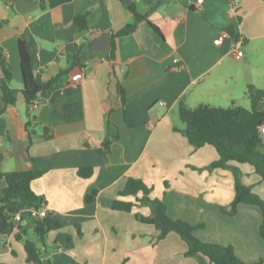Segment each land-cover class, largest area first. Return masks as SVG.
Returning a JSON list of instances; mask_svg holds the SVG:
<instances>
[{"label":"crops","instance_id":"0c3cea01","mask_svg":"<svg viewBox=\"0 0 264 264\" xmlns=\"http://www.w3.org/2000/svg\"><path fill=\"white\" fill-rule=\"evenodd\" d=\"M197 1L0 0V53L18 92L16 104L7 105L0 88V173L45 171L32 189L63 226L44 244L29 218L22 228L0 231V264H28L26 240L53 264H200L186 256L177 233L157 242L155 227L137 219L151 209L120 197L130 178L152 188L150 198L163 200L173 220L202 225L195 232L201 241L232 246L245 263L264 262L260 210L241 204L230 215L233 172L204 170L220 159L218 151L211 145L195 150L180 132L182 104L251 109V86L260 91L257 109L264 112V0H203L201 10ZM131 9L144 19L137 23ZM79 16H87V29L75 24ZM135 24L131 34L116 36ZM223 31L230 37L215 44ZM104 35L110 50L90 51ZM18 37L32 57L36 83L52 82L34 111L21 94ZM79 72L83 79L73 82ZM229 164L264 200V181L253 167ZM83 168H92L91 177L79 175ZM5 187L0 180V192ZM115 200L136 205L115 211Z\"/></svg>","mask_w":264,"mask_h":264},{"label":"trees","instance_id":"16d2710c","mask_svg":"<svg viewBox=\"0 0 264 264\" xmlns=\"http://www.w3.org/2000/svg\"><path fill=\"white\" fill-rule=\"evenodd\" d=\"M137 23L144 19L134 9ZM87 16H79L75 24L81 29H87ZM135 25H128L116 34L117 37L127 36L134 32ZM235 39L234 31L230 30ZM17 49L20 57L21 72L24 80V87L21 91L23 98L29 107L38 102L41 104L48 96L52 82L38 85L34 78L32 57L27 49L26 42L17 38ZM0 65L4 72V78L0 80V88L3 99L7 105H15L18 100V92L10 87L13 80L12 73L3 61L0 53ZM120 96L125 103V91L120 88ZM247 96L251 101V109L244 107H212L201 104L195 109H189L184 104L180 106V118L184 129L180 132L188 139L191 146L201 149L206 145L216 148L220 159L204 170L214 171L216 169H229L235 177L236 196L231 205L229 214L234 215L237 207L247 204L257 207L262 215V224L259 228V235L264 239V200L255 194L251 187L246 186L242 180V172L230 162L248 164L255 170V173L264 181V143L260 129L264 123V112L258 111L257 107L262 100L261 93L254 87H249ZM105 149L110 150V144L105 143ZM201 171L203 169H200ZM45 171H21L11 173H0V180L6 182V187L0 192V231L3 235L15 227L13 217L24 208L36 210L45 206V199L37 196L32 183L42 177ZM93 174L92 168H83L79 175L82 178H89ZM168 185V184H166ZM152 188H149L142 180L130 178L126 188L119 193L120 197H134L136 202L151 209L150 216L137 214V219L146 225H152L157 232V242L167 238L170 233H177L187 244V257L197 259L200 264H248L242 261L235 253L232 246H221L218 244L205 243L198 239L195 232L202 229V225H194L183 220H173L167 211L163 200L151 199ZM142 194L141 197L139 195ZM94 195L87 197V202L93 201ZM136 204L115 200L112 209L115 211L132 212ZM29 218L34 227L40 243L44 244L47 235L51 231L63 228L62 224L54 220L50 214L46 218H38L28 212H23L22 221ZM22 223V222H21ZM21 223L19 225L22 228ZM24 233L17 234V240L21 241ZM27 253L28 264H53L43 260V253L37 244L31 240L24 243ZM254 264H264L261 260Z\"/></svg>","mask_w":264,"mask_h":264},{"label":"built area","instance_id":"2783aa9c","mask_svg":"<svg viewBox=\"0 0 264 264\" xmlns=\"http://www.w3.org/2000/svg\"><path fill=\"white\" fill-rule=\"evenodd\" d=\"M234 1L238 2L239 0H234ZM202 3H203V0H198L197 1V9H199V10L202 9L201 6H200ZM229 37H230L229 33L226 32V31H223L221 33L220 37L217 40H215V44L220 45V44H222L223 40H225V39H227ZM242 45H243V41L239 40L238 42L235 43V48L236 49H241ZM242 56H243V52L237 50V56L236 57L238 59H240V58H242ZM174 62L178 63L177 60H174ZM82 79H83V74L81 72L75 74L72 77V81L73 82H80ZM161 104L165 105L164 103H161ZM38 106H39V103L38 102H34V104L30 108L31 111H34L35 109H37ZM260 133L264 134V127H261ZM26 211L28 213H30L31 215H33L35 217H38V218H46L48 216V214H49L45 206L40 208V209H38V210H36L34 208H29V210L20 211V212L16 213L14 215V217H13V223H14L15 226H19L20 225V223L22 222V214H23V212H26Z\"/></svg>","mask_w":264,"mask_h":264},{"label":"water","instance_id":"95a60500","mask_svg":"<svg viewBox=\"0 0 264 264\" xmlns=\"http://www.w3.org/2000/svg\"><path fill=\"white\" fill-rule=\"evenodd\" d=\"M111 48L110 36L104 35L90 44L89 49L92 52L109 51Z\"/></svg>","mask_w":264,"mask_h":264},{"label":"rangeland","instance_id":"374dc122","mask_svg":"<svg viewBox=\"0 0 264 264\" xmlns=\"http://www.w3.org/2000/svg\"><path fill=\"white\" fill-rule=\"evenodd\" d=\"M31 239H33V238L31 237Z\"/></svg>","mask_w":264,"mask_h":264}]
</instances>
